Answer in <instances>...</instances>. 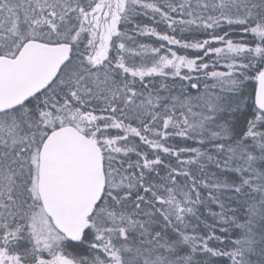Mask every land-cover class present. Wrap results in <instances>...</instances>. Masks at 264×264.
Segmentation results:
<instances>
[{
  "label": "snow or ice",
  "instance_id": "6c2138e0",
  "mask_svg": "<svg viewBox=\"0 0 264 264\" xmlns=\"http://www.w3.org/2000/svg\"><path fill=\"white\" fill-rule=\"evenodd\" d=\"M0 264H264V0H0Z\"/></svg>",
  "mask_w": 264,
  "mask_h": 264
}]
</instances>
